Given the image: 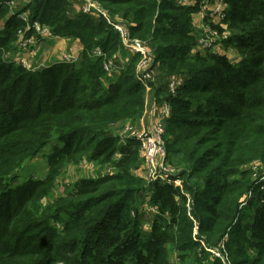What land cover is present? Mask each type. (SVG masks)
I'll return each instance as SVG.
<instances>
[{"label": "trees", "instance_id": "obj_1", "mask_svg": "<svg viewBox=\"0 0 264 264\" xmlns=\"http://www.w3.org/2000/svg\"><path fill=\"white\" fill-rule=\"evenodd\" d=\"M0 0V264H264V204L245 200L264 172V0H222L224 51L196 50L192 14L177 0H94L130 23L132 38L150 45L161 84L152 106L171 105L165 120L166 160L181 187L136 175L139 144L122 136L146 109L135 74L138 54L121 46L101 18L73 13L65 0H31L29 22L82 45L75 63L26 70L6 55L25 24L6 19ZM99 48L102 55L92 51ZM128 58L109 77L103 63ZM182 79L170 96L168 77ZM165 89V91H164ZM45 175L17 182L43 154ZM84 162L114 168L76 180L51 199L55 181ZM156 210L148 230L141 206ZM176 256V263L170 256Z\"/></svg>", "mask_w": 264, "mask_h": 264}, {"label": "built area", "instance_id": "obj_2", "mask_svg": "<svg viewBox=\"0 0 264 264\" xmlns=\"http://www.w3.org/2000/svg\"><path fill=\"white\" fill-rule=\"evenodd\" d=\"M73 1V0H65ZM80 3L79 11L83 14L93 16L95 18H101L116 32L119 37L121 46L129 51L130 54L140 55V59L136 64V76L140 83L144 86L145 90H148L149 83L154 77V64L150 56V51L145 42L139 39L132 38L130 36L129 27L130 23L128 21L120 18L118 15H109V13L94 0H76ZM191 0H177V2L183 6L188 7V2ZM208 0L205 1V4ZM5 5L10 9L12 15H16L20 19L25 27L18 30L16 34V41L14 43L15 51L11 54L6 55V58L14 61L16 64L22 66L26 70H37L38 68L28 65L27 61L23 58L17 56V53L27 51L30 49L31 39L27 37V33L31 32L34 36L43 40H52L55 38L51 33L48 26L40 24L37 21L29 22L28 12L23 10H15L16 2L9 0ZM195 4L194 6H196ZM192 6V8L194 7ZM199 7V6H198ZM224 10L225 5L222 0H213L209 14L211 17H216L218 19V26L225 29L223 25L224 20ZM204 11L201 10L203 17ZM196 36V35H195ZM227 37V32L219 33L218 30L213 28H208L199 34L196 39V44L198 46V51L200 50H212L217 42H220L223 38ZM92 55L99 57L102 55L99 48H95L92 51ZM59 63H75L77 61V56L74 55L72 50L65 51L60 56ZM121 62V61H120ZM122 63V62H121ZM117 59H109L103 63V70L106 73V77H112L114 74H118L120 68H117ZM182 86V79L177 76H171L167 83V92L170 96L176 94L178 89ZM152 111V122L150 128L146 131L134 134V138L139 144L140 157L144 164V178L148 183L159 181L166 185H173L174 187H181L180 180L175 176L176 169L170 166L166 160V149H165V138H166V127L165 120L171 115V105L168 101H163L157 105L153 106ZM161 111L162 117L157 119L155 113L158 114ZM164 118V122H163ZM130 125V124H129ZM255 189H258L260 195V201L264 204V172L258 179L255 188L249 191L245 200L252 198L254 196ZM148 203L141 206L140 211L148 213L153 216L156 212L154 208H147ZM223 253L218 250L212 251L216 258H220L224 263L228 264L227 255L224 253V247L222 246Z\"/></svg>", "mask_w": 264, "mask_h": 264}, {"label": "rangeland", "instance_id": "obj_3", "mask_svg": "<svg viewBox=\"0 0 264 264\" xmlns=\"http://www.w3.org/2000/svg\"><path fill=\"white\" fill-rule=\"evenodd\" d=\"M13 1L16 2V0H13ZM74 2L80 8L79 1L73 0V1H70L69 3L72 4ZM189 4H190V2H188V5ZM79 12H80L79 10L76 11L75 9H73V13H79ZM193 14H195V13H193ZM118 16L121 18L120 15H118ZM202 33H203L202 31H197L196 32V36H195V40L197 39V36H199V34H202ZM146 45H147L149 51L152 50L151 47H150V45H148L147 43H146ZM198 49L199 48H198V46L196 44V50H198ZM205 51L206 50H200L199 52L204 53ZM209 51H211V50H209ZM220 51H221V47L217 44V45H215L212 48V51L211 52H220ZM127 53H130V52L127 51ZM230 53L231 54H230L229 57L231 59H235L234 53L233 52H230ZM150 56H152V52L151 51H150ZM78 59H79V57H77V61H78ZM128 60H129L128 58H122L121 56H119V58L117 59V64H116L117 68H120L118 74L121 72V70H123L125 68L126 64L128 63ZM30 62L27 61L28 65H30L32 67L38 68V66H34ZM135 68H136V66H135ZM118 74H114L113 76L118 75ZM135 74H136V70H135ZM160 74L161 73H160V70H159L158 65H155V67H154V77H153V80L149 83L148 90L145 91L146 92V102H145L146 109H145L144 115L141 118V120H139L138 123L132 124V125L126 124V126L124 127V129L122 131V136H125V137L126 136H131V137H134V134H137V133L146 131L147 129L150 128V126H149L145 130L144 129H140V125L139 124H140V122H143L145 120L146 116H148L147 114H150L151 113V109L150 108H151L152 100H153V97H152L153 86L156 85V88H157L161 84V78L162 77H161ZM169 78H170V76L167 79H165V81H166L165 89H167V83H168V79ZM104 80H105V84H107V82H108L107 80H109V79L106 77ZM165 89H164V91H165ZM163 97H164V94L161 96V98H162L161 102L166 101V100H163ZM154 115H155V117L157 119H159L160 117H162L161 111L159 112V116H158L157 113H155ZM163 122H164V118H163ZM165 140H166V138H165ZM50 150H51V147L50 146L46 147L45 150H44V152H43V154H40L37 158H35L31 162L25 164L24 167H23V169H22V171L20 172L19 177H18V180H17V182H15V184H22L23 182H25L29 178H42L45 175V168H46V165H47L46 155L50 152ZM139 157H140V153H139ZM142 163H143V161H142V159L140 157V166H139V169L142 170L140 177H143L144 176V164L142 165ZM107 168L108 167L101 168L98 164L92 163V162H84V163H81V164H79L77 166L75 165V166H69V167H67L64 170V172L61 175H59V177L56 179L55 186H54V190H53V192L51 194V199L57 198L59 196H62L65 193V191L69 187H71L72 184L76 180H78L79 178L81 179V178H95V177H98L99 175H101V174H103L105 172H109V169L107 170ZM111 170L113 172L116 171L114 168H111ZM258 193H259L258 189H255L254 196H255V198L257 200H259L258 199V196H259ZM145 200H149V199L146 198ZM147 208H154V207L152 205H150L149 202H148ZM141 215H142V228L144 229V232H145V230H148L149 229L150 222H151L153 216H151L148 213V211L145 212V213H142ZM170 259L174 263H176V261H177L176 260V256L174 254H172L170 256Z\"/></svg>", "mask_w": 264, "mask_h": 264}, {"label": "crops", "instance_id": "obj_4", "mask_svg": "<svg viewBox=\"0 0 264 264\" xmlns=\"http://www.w3.org/2000/svg\"><path fill=\"white\" fill-rule=\"evenodd\" d=\"M30 1L31 0H16L15 10L16 11L23 10L29 4ZM205 1L206 0H191L190 4L188 5V7H192L195 4L199 6V11L192 15V22H193L196 32L197 31L203 32L205 29L211 28L209 24H213V25L218 24V19L216 17H211L209 14H205V12L209 13L213 0H208L207 4H205ZM71 7L72 9H75L76 11L79 10V7L75 2L71 4ZM201 10H205L204 17H203ZM11 16L12 14L8 13L6 19H8ZM2 25L3 24L0 23V28H2ZM27 37L31 39L30 49L27 51L20 52L19 54L17 53V56H19L20 58H23L24 60L28 62L31 61L30 63L33 64L34 66H38V69L47 68L52 65L58 64L60 62L59 61L60 56L65 51L72 50L74 55H76L77 57H79L80 52L82 51V45L80 44V42L77 40L71 39V38L55 37L52 40H43V39H40L34 36V34L31 32L27 33ZM218 45L221 47V51L215 52V53L226 54L229 57L231 54L230 52L232 51H224L222 48V45L221 44H218ZM234 56L236 59L237 56L235 55V53H234ZM161 96L162 95H160L158 99H161ZM153 108L154 107L151 105V108H150L151 113L147 114L149 117L146 116L145 120L143 122H140L139 124L140 129L145 130L151 125ZM108 169L110 172H113L111 168H107V170ZM137 171H136V175L140 176L142 170L139 169Z\"/></svg>", "mask_w": 264, "mask_h": 264}]
</instances>
